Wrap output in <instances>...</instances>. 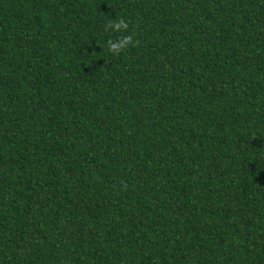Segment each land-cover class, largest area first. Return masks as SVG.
Segmentation results:
<instances>
[{
	"label": "trees",
	"instance_id": "trees-1",
	"mask_svg": "<svg viewBox=\"0 0 264 264\" xmlns=\"http://www.w3.org/2000/svg\"><path fill=\"white\" fill-rule=\"evenodd\" d=\"M0 264H264V0H0Z\"/></svg>",
	"mask_w": 264,
	"mask_h": 264
},
{
	"label": "clouds",
	"instance_id": "clouds-1",
	"mask_svg": "<svg viewBox=\"0 0 264 264\" xmlns=\"http://www.w3.org/2000/svg\"><path fill=\"white\" fill-rule=\"evenodd\" d=\"M110 27L114 32H121L127 29L128 25L123 21H120L111 24ZM108 43L110 45L109 51L118 55L121 53L122 50L126 49L130 43H132V37L125 36L116 42L108 41Z\"/></svg>",
	"mask_w": 264,
	"mask_h": 264
}]
</instances>
